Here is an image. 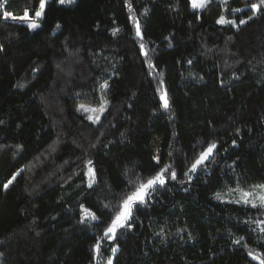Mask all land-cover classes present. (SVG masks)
Returning a JSON list of instances; mask_svg holds the SVG:
<instances>
[{
  "label": "trees",
  "instance_id": "16d2710c",
  "mask_svg": "<svg viewBox=\"0 0 264 264\" xmlns=\"http://www.w3.org/2000/svg\"><path fill=\"white\" fill-rule=\"evenodd\" d=\"M129 2L132 11L125 0H46L36 30L0 18V264H106L109 256L113 264H259L247 253L264 255V233L255 224L264 208L215 193L264 183V13L236 28L215 21L222 11L245 19L246 5L256 0H229L226 7L212 0L200 10L189 0ZM0 3V15L21 16L39 0ZM237 7L243 12L231 11ZM161 80L167 110L157 93ZM101 97L109 104L100 123L76 111L97 107ZM158 126L159 165L152 159ZM212 141L214 157L189 181V163ZM87 160L96 172L91 188ZM166 164L177 179L138 206L132 229L104 238L129 179ZM81 204L100 219L80 223Z\"/></svg>",
  "mask_w": 264,
  "mask_h": 264
},
{
  "label": "snow or ice",
  "instance_id": "6c2138e0",
  "mask_svg": "<svg viewBox=\"0 0 264 264\" xmlns=\"http://www.w3.org/2000/svg\"><path fill=\"white\" fill-rule=\"evenodd\" d=\"M57 2L61 5H65L75 3V0H57ZM211 2L212 0H189V4L193 9H205L211 4ZM228 2L229 0H220V5L222 7H226L228 5ZM125 3L128 9L132 11V4L129 2V0H125ZM246 6L250 7L251 15H248L245 19H239L238 22L235 18L228 19L222 11L216 19L215 23L218 25H231L233 27L239 28L240 26L245 25L246 23L254 19L258 14L264 13V0H256V2ZM3 7L4 4L0 3V8ZM45 7L46 0H39L38 8H36L34 12L35 19L30 16L29 11L27 9H25L21 16H15L11 12L4 11L2 15H0V18H11L22 23L26 22L29 30H35L40 27V25L36 21L44 16ZM231 11L241 13L243 12V9L237 7L231 9ZM196 19L200 20L201 17L197 15ZM129 20H131V22L135 26V36L143 40L140 21L137 20L134 15L129 16ZM57 27H59V25H57ZM118 31L120 30L113 29L112 34L116 35ZM140 52L144 56L148 55L147 51L145 50L144 43L140 44ZM189 63H191V61H189ZM147 66L150 69H155V65L152 63L151 60L147 61ZM33 71H36V69H33ZM189 75H191V73H189ZM221 83H223V81H221ZM20 86L22 87L23 85L21 84ZM106 88H108L107 83L101 85L102 90ZM157 93L159 94L161 107L167 110L170 107V104L168 99V93L167 90L164 88V81L162 80L160 81V86L157 88ZM108 104V100L101 97L99 105L97 107L85 106L84 104H81L77 107L76 111L91 113L87 115V120L91 121L93 124H98L101 121L102 114L108 108ZM238 132L239 129H237V133ZM206 143L207 146L203 147V149L192 158L191 162L187 167V170L184 172V176L187 177L189 181H191L193 178L192 174L198 172V170L205 166L206 162L212 159L214 157V154L216 153L218 142L212 141ZM232 144L235 145L236 141L233 140ZM20 147L21 146L17 145V148ZM51 150L55 151V148L53 147ZM169 155L171 156L172 153H169ZM152 159L156 162L157 165H159L160 160L158 156H153ZM85 163L87 165V171L85 175L88 177V187L91 188L96 182V172L95 169L92 167L93 161L87 160ZM21 171L22 169H18L12 174L11 178L3 184L2 187L5 191H7L10 185L13 184V182L16 180L17 175H19ZM177 176L178 173L175 168L170 164H166L164 167L159 168L158 171H154V174L149 175L145 178L137 176L135 179H129L127 186L128 191H126V193L119 199L117 205L111 208L112 215L110 222L107 223L106 227L103 230L104 238H106L108 241H114L117 238L118 229H132L134 226L132 223L134 219V211L139 210L138 206L146 205L151 199L152 193L157 190L158 186H165L169 179L175 181L177 179ZM180 183L183 184L184 181H180ZM228 191L231 193H239V199L235 200V203L251 205L253 208H264V183L252 185L250 187V190H245L244 188H241L239 185H237L235 188L228 189ZM215 198L218 200L223 199L222 194L220 192L215 193ZM105 207L108 208L110 206L105 205ZM80 212V223L100 219V217L97 216L95 211L91 210L89 207H86L84 204L80 205ZM255 224L257 225L259 231L261 233H264V220H257L255 221ZM189 238L191 239V237ZM243 240L244 237H240L238 240H234L233 243L239 244ZM101 243V239L97 237L96 244L93 245V261H95L96 256L100 254ZM262 247H264V245H262ZM118 251V246L114 244L111 247V252L115 254ZM0 255H2V253H0ZM247 255L252 257V259L254 260H258L259 264H264V255L256 254L253 251H248ZM106 264H113L112 256H109L107 258Z\"/></svg>",
  "mask_w": 264,
  "mask_h": 264
},
{
  "label": "rangeland",
  "instance_id": "374dc122",
  "mask_svg": "<svg viewBox=\"0 0 264 264\" xmlns=\"http://www.w3.org/2000/svg\"><path fill=\"white\" fill-rule=\"evenodd\" d=\"M65 5H71V4H65ZM35 10L32 13H29L33 19H35V17H34ZM197 10H200V9H197ZM41 19L42 18H40L39 20L36 21L39 25H41ZM24 23H26V22H24ZM161 144H162V135H161V130L158 126V127H156V130H155V133L153 136V140H152V148H153V152H154L155 156L159 157L160 150H161ZM245 190H250V188L245 189ZM222 197H223V199L228 200V201H235V200L239 199V193L227 192L226 194L222 195Z\"/></svg>",
  "mask_w": 264,
  "mask_h": 264
}]
</instances>
